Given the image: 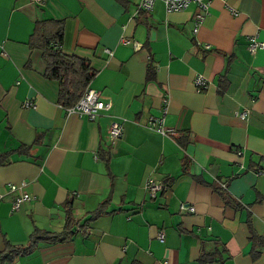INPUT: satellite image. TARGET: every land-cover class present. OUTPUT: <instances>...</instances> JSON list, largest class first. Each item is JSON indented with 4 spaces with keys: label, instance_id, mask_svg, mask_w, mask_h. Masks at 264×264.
<instances>
[{
    "label": "crops",
    "instance_id": "0c3cea01",
    "mask_svg": "<svg viewBox=\"0 0 264 264\" xmlns=\"http://www.w3.org/2000/svg\"><path fill=\"white\" fill-rule=\"evenodd\" d=\"M139 1L0 0V254L76 221L3 264H264V0ZM37 19L60 20L108 109L66 113Z\"/></svg>",
    "mask_w": 264,
    "mask_h": 264
},
{
    "label": "trees",
    "instance_id": "16d2710c",
    "mask_svg": "<svg viewBox=\"0 0 264 264\" xmlns=\"http://www.w3.org/2000/svg\"><path fill=\"white\" fill-rule=\"evenodd\" d=\"M61 40L62 24L60 20L37 19L34 22L33 31L29 37L30 47L41 51V57L44 61L43 75L46 78L57 80L59 104L69 106L82 94L94 71L89 68L86 59L64 52L60 47ZM95 209L91 216H96L102 211L101 206ZM69 211L67 208L61 234L36 227L25 244L12 243L5 239L4 248L0 254V264L10 261L17 254L31 252L36 244L41 241H55L63 239L64 236H69L72 232L71 227L76 223ZM64 230H68L69 233L64 232Z\"/></svg>",
    "mask_w": 264,
    "mask_h": 264
},
{
    "label": "built area",
    "instance_id": "2783aa9c",
    "mask_svg": "<svg viewBox=\"0 0 264 264\" xmlns=\"http://www.w3.org/2000/svg\"><path fill=\"white\" fill-rule=\"evenodd\" d=\"M33 1H42V0H33ZM196 0H140L138 2V8L154 11L156 10V4L160 3L163 5L164 9L167 10H179L187 7L191 2ZM122 42H126L124 38L121 39ZM197 83H203V80L200 77L195 79ZM24 106H33V103L29 99H25L23 101ZM66 113L78 112L87 115L89 118L95 117L99 114L100 111L108 109L110 107V101L106 99H102L99 93V90L87 86L79 98L69 106H63ZM122 129V123L113 120L110 122L108 127V135L110 139H116L120 136ZM24 181H20L19 183H8L6 188L8 191H16V195L13 196L11 200V208L16 210L20 203L29 198V194L25 192L22 187L24 185ZM163 187V184L155 179H148L143 185L144 192L149 197L156 196L158 190ZM187 208L188 210H192V205H184L181 204L180 208ZM162 236V234H161Z\"/></svg>",
    "mask_w": 264,
    "mask_h": 264
},
{
    "label": "rangeland",
    "instance_id": "374dc122",
    "mask_svg": "<svg viewBox=\"0 0 264 264\" xmlns=\"http://www.w3.org/2000/svg\"><path fill=\"white\" fill-rule=\"evenodd\" d=\"M78 225H76L75 227H77Z\"/></svg>",
    "mask_w": 264,
    "mask_h": 264
}]
</instances>
